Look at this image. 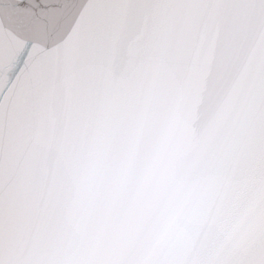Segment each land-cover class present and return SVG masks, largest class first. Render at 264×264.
I'll return each instance as SVG.
<instances>
[{"label": "water", "instance_id": "water-1", "mask_svg": "<svg viewBox=\"0 0 264 264\" xmlns=\"http://www.w3.org/2000/svg\"><path fill=\"white\" fill-rule=\"evenodd\" d=\"M57 2L0 75V264H264V0Z\"/></svg>", "mask_w": 264, "mask_h": 264}, {"label": "snow or ice", "instance_id": "snow-or-ice-1", "mask_svg": "<svg viewBox=\"0 0 264 264\" xmlns=\"http://www.w3.org/2000/svg\"><path fill=\"white\" fill-rule=\"evenodd\" d=\"M75 13V5L61 8L57 0H4L0 5V75L10 69L9 86L27 70L34 45L62 31ZM6 92L7 87L0 99Z\"/></svg>", "mask_w": 264, "mask_h": 264}]
</instances>
